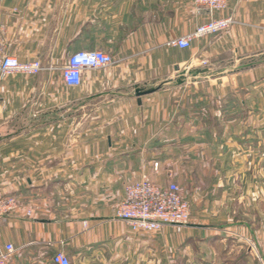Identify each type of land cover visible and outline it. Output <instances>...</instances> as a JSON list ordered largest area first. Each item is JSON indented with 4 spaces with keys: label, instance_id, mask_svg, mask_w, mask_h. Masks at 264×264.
I'll return each mask as SVG.
<instances>
[{
    "label": "crops",
    "instance_id": "0c3cea01",
    "mask_svg": "<svg viewBox=\"0 0 264 264\" xmlns=\"http://www.w3.org/2000/svg\"><path fill=\"white\" fill-rule=\"evenodd\" d=\"M225 18L227 32L172 45ZM0 25L10 54L48 69L0 83V197L18 204L0 219V251L16 249L10 264H53L60 251L72 264H153L178 249L184 237L170 227L136 234L116 218L125 187L145 178L207 179L196 193L208 209L196 215L232 218L228 231L255 235L250 254L264 255V224L245 219L251 201L264 217L249 190L263 184L242 172L264 160V0H230L212 16L193 0H0ZM95 50L115 64L68 87L59 68ZM186 230H196V264L217 263L215 230Z\"/></svg>",
    "mask_w": 264,
    "mask_h": 264
},
{
    "label": "built area",
    "instance_id": "2783aa9c",
    "mask_svg": "<svg viewBox=\"0 0 264 264\" xmlns=\"http://www.w3.org/2000/svg\"><path fill=\"white\" fill-rule=\"evenodd\" d=\"M199 10H206L212 16L215 12L226 11L230 0H193ZM232 18L215 20L199 27L195 33L172 43L180 49H189L196 38L220 35L227 32L233 25ZM115 61L102 51H81L73 54L59 68L63 82L71 88L80 87L86 71L101 70L113 66ZM207 65V61L202 62ZM45 70L38 59L22 62L9 53L7 28L0 25V83L7 77L22 75L36 77ZM158 165H155L157 168ZM14 197H0V219L10 215L17 209ZM116 218L124 221L136 234H156L167 227H173L181 232L191 223L190 206L185 201L180 186L171 182L165 186L156 185L145 178L141 182L127 185L125 197L119 204ZM16 252L13 245L0 251V264H10ZM53 264H72L64 251L53 256ZM261 264L264 261L261 260Z\"/></svg>",
    "mask_w": 264,
    "mask_h": 264
},
{
    "label": "rangeland",
    "instance_id": "374dc122",
    "mask_svg": "<svg viewBox=\"0 0 264 264\" xmlns=\"http://www.w3.org/2000/svg\"><path fill=\"white\" fill-rule=\"evenodd\" d=\"M248 142H249L248 145L250 148L258 144V142L256 141V138H250ZM259 153L261 152L259 151ZM242 172H243V176L247 177L248 179H251L254 177L256 178V176L259 177V179H261L263 185H259L258 187L259 189L258 196H257V193L254 191L256 187H253V185H250L249 190H252L251 192H254L256 197H259V203H258L259 211H263L264 213V160L259 162L258 171H255L254 169H246V170L244 169ZM200 182L202 183L201 185H203V182H204V185L208 184L207 179H203L202 181H200L199 179L198 181L195 182L194 185L187 183L184 185L181 184L179 186L181 188L182 195L185 201H187V203L190 206V210L192 214L191 223L194 225L200 224L207 228V231H204L202 234H199V237H209L211 235L210 232H212V230H215V233H217L214 236L215 238L213 239V242L218 243V248L216 251L217 263L215 264H261L260 258H262V261H264V255L260 254L258 258L257 257L258 251H254L255 253L254 256L250 254L251 252L249 251V248L251 247L250 242L252 244L255 243L253 239L255 235L251 234L249 235V237H247L246 239L247 241L243 240L245 242H241V238L238 235L231 234L228 231L229 230L228 223L230 222L232 218L230 219V218L221 217V216L213 217V216H208V214L207 215L203 214V216H200V217L198 216V214L196 215V213H199L200 211L208 209L207 199L205 198L204 200L202 192L196 193L197 192L196 188L201 189ZM262 198H263V201H262ZM249 205H250V209L248 213L249 217L245 218L246 221L248 223H253V224L259 221V224H264V217L262 219H258L257 217H255V214H254V209L256 208L255 202L251 201ZM222 207H225V205H222ZM210 227L211 228L214 227V229L209 230ZM170 229L174 231L177 237L182 235L184 237L183 238L184 243L182 246L178 247V249L176 250H168V251L163 250V251H159L158 253L154 254V256L152 257L153 264H196V240H197L196 230L188 231L185 228L181 232H178L176 228L170 227ZM258 236H262L264 239V235L259 234ZM263 239L262 241H264ZM230 243H233L235 252L233 253L232 256H229L228 258L226 255L227 254L226 249L227 247L230 246L229 245ZM242 245H243V253H241ZM247 251H248V255L245 257L249 258V260H247V262L246 261L240 262L239 261L240 257H242L244 253H247ZM226 259H228L229 261L231 260V262H229ZM243 259L246 260V258H243ZM203 264H208V263L205 262Z\"/></svg>",
    "mask_w": 264,
    "mask_h": 264
},
{
    "label": "water",
    "instance_id": "95a60500",
    "mask_svg": "<svg viewBox=\"0 0 264 264\" xmlns=\"http://www.w3.org/2000/svg\"><path fill=\"white\" fill-rule=\"evenodd\" d=\"M200 73L201 74H205V73H207L206 71H200ZM145 93H143V92H137V96L140 98V97H142L143 95H144Z\"/></svg>",
    "mask_w": 264,
    "mask_h": 264
}]
</instances>
